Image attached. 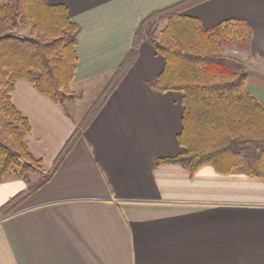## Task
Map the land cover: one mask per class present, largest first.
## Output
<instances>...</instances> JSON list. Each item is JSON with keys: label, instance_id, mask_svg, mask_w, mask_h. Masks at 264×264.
I'll return each instance as SVG.
<instances>
[{"label": "crops", "instance_id": "1", "mask_svg": "<svg viewBox=\"0 0 264 264\" xmlns=\"http://www.w3.org/2000/svg\"><path fill=\"white\" fill-rule=\"evenodd\" d=\"M182 1L48 0L81 28L73 92L104 90L139 24ZM183 15L204 30L244 22L251 57L264 65V0H208ZM163 66L142 43L46 184L29 192L12 174L0 181V264H264V179L156 166L179 153L182 127L181 95L149 87ZM251 94L264 106V92ZM11 102L29 123L28 149L49 172L76 118L26 81Z\"/></svg>", "mask_w": 264, "mask_h": 264}, {"label": "trees", "instance_id": "2", "mask_svg": "<svg viewBox=\"0 0 264 264\" xmlns=\"http://www.w3.org/2000/svg\"><path fill=\"white\" fill-rule=\"evenodd\" d=\"M205 1L179 2L152 12L139 24L131 50L42 177L38 176L44 164L25 142L29 123L13 106L11 96L16 83L26 81L60 107L79 99L72 84L81 28L69 19L66 6L61 4L53 5L48 0L1 3L0 181L12 174L26 184L29 192L46 184L132 66L142 43L150 45L164 60L162 72L149 83L150 89L181 95L179 153L174 158L158 159L156 166L177 164L194 173L208 165L219 174L242 171L264 179V106L247 89L245 66L224 55L225 48L235 42L247 44L252 33L247 24L236 20L204 30L197 19L183 15ZM159 24H163L161 29ZM19 28L27 31L23 37L15 35Z\"/></svg>", "mask_w": 264, "mask_h": 264}, {"label": "rangeland", "instance_id": "3", "mask_svg": "<svg viewBox=\"0 0 264 264\" xmlns=\"http://www.w3.org/2000/svg\"><path fill=\"white\" fill-rule=\"evenodd\" d=\"M4 1L5 0H0V4ZM162 27L163 24H159V29H161ZM25 32L27 31L19 28L15 31V35L23 37ZM224 55L226 58L237 60L245 66L248 72L247 85L249 88V92L255 93V90L264 92V72H261L260 70V68H263L264 65L261 64L258 60L251 57L249 51V42L247 44H240L238 42H235L234 44L227 46L225 48ZM72 89L74 90L75 88ZM99 91L100 90H98V88H95L93 90L90 89V91H86L84 92V94H80L81 97L75 100V102L73 101L74 103L69 102L68 104H66L67 110L72 114L73 118H76L77 123L82 119H86L85 114L90 108L92 102H94L98 98L100 94ZM47 173V170L45 169V167H43L42 173L38 177L47 175Z\"/></svg>", "mask_w": 264, "mask_h": 264}]
</instances>
